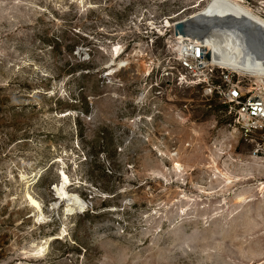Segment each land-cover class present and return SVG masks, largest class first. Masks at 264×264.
<instances>
[{
    "label": "rangeland",
    "instance_id": "rangeland-1",
    "mask_svg": "<svg viewBox=\"0 0 264 264\" xmlns=\"http://www.w3.org/2000/svg\"><path fill=\"white\" fill-rule=\"evenodd\" d=\"M210 1L0 0V264H264L256 145L165 76Z\"/></svg>",
    "mask_w": 264,
    "mask_h": 264
},
{
    "label": "built area",
    "instance_id": "built-area-1",
    "mask_svg": "<svg viewBox=\"0 0 264 264\" xmlns=\"http://www.w3.org/2000/svg\"><path fill=\"white\" fill-rule=\"evenodd\" d=\"M175 44V66L165 68V76L173 77L180 87L199 86L204 94L216 95L229 108L241 137L256 145L253 157L264 161V87L251 75H239L210 64L201 42L187 38L175 40ZM216 73L220 74L219 82L214 81Z\"/></svg>",
    "mask_w": 264,
    "mask_h": 264
},
{
    "label": "bare ground",
    "instance_id": "bare-ground-1",
    "mask_svg": "<svg viewBox=\"0 0 264 264\" xmlns=\"http://www.w3.org/2000/svg\"><path fill=\"white\" fill-rule=\"evenodd\" d=\"M186 19L196 24L197 28L203 32V36L174 35V40L181 41L188 38L201 42L205 51L211 55L208 60L210 64L239 75H251L256 78L261 87H264V19L262 17L242 8L234 1L211 0L203 11ZM166 25L170 26V23L167 22ZM214 30L215 32L216 30L220 31V34L217 32L219 38L212 34ZM237 41H244V47L241 48V51ZM226 43L229 44L227 47L230 49L220 51L218 45L223 46ZM62 178L59 195L67 199L68 202L80 203L78 197L66 192L65 185L68 179L64 174ZM31 200L32 205L39 209L37 202Z\"/></svg>",
    "mask_w": 264,
    "mask_h": 264
},
{
    "label": "water",
    "instance_id": "water-1",
    "mask_svg": "<svg viewBox=\"0 0 264 264\" xmlns=\"http://www.w3.org/2000/svg\"><path fill=\"white\" fill-rule=\"evenodd\" d=\"M173 31L175 36H184V37H191L194 35L197 36H203V32H201L196 24L191 23V20H182L179 22H176L173 26ZM251 33V32H250ZM252 35V34H250ZM253 37V35H252ZM211 58V55L209 52L206 54V59L209 60Z\"/></svg>",
    "mask_w": 264,
    "mask_h": 264
},
{
    "label": "trees",
    "instance_id": "trees-1",
    "mask_svg": "<svg viewBox=\"0 0 264 264\" xmlns=\"http://www.w3.org/2000/svg\"><path fill=\"white\" fill-rule=\"evenodd\" d=\"M78 68H89V63H81V64L74 65L73 68H72V72H74ZM80 75H82V77H88L90 75V71H88L87 73H81ZM49 81H50V79L48 77H44V78L41 79V85H43L45 83H48ZM22 85H24V88L33 87L32 85H29V81L28 80ZM21 89H23V88H21ZM44 89L45 88H43V91H44ZM40 93H42V92H40Z\"/></svg>",
    "mask_w": 264,
    "mask_h": 264
}]
</instances>
